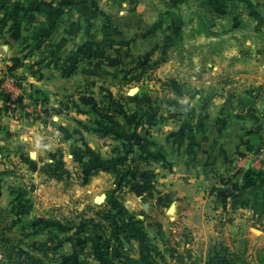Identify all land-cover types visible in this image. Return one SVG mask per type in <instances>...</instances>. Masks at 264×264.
<instances>
[{
	"label": "rangeland",
	"instance_id": "rangeland-1",
	"mask_svg": "<svg viewBox=\"0 0 264 264\" xmlns=\"http://www.w3.org/2000/svg\"><path fill=\"white\" fill-rule=\"evenodd\" d=\"M6 1L4 46L29 64L47 59L62 72L90 71L58 109L92 124L113 161L114 189L95 205L77 191L88 180L76 183L67 169L40 164L22 145L0 146V264H264V188L243 179L253 181L255 168L228 175L231 204L190 227L169 211L170 192L148 196L152 175L144 178L147 190L128 176L118 190L111 170L130 162L132 140L118 132L130 114L202 128L224 98L243 117L264 92L253 84L260 57L250 52L264 47V0H58L54 17L40 0ZM30 114L49 122L55 113ZM126 194L139 197L132 208L123 205Z\"/></svg>",
	"mask_w": 264,
	"mask_h": 264
},
{
	"label": "crops",
	"instance_id": "crops-1",
	"mask_svg": "<svg viewBox=\"0 0 264 264\" xmlns=\"http://www.w3.org/2000/svg\"><path fill=\"white\" fill-rule=\"evenodd\" d=\"M39 3V7L52 17L58 14V0H40ZM5 4H8L6 0H0V18L7 7ZM55 36L51 32L48 38L52 40ZM259 36L264 39V33ZM3 38L4 35H0V146L12 148L22 145L30 156L35 153L34 159L40 164L47 161L70 171L72 176L79 178H71L76 183L85 182L88 172L100 167L97 173L89 176L90 179L85 182L87 184H79L77 188L79 193L86 194L83 198L92 200L95 205L99 204L114 189L113 175L108 171L113 161L109 159L106 150L100 148L96 132L85 116L58 109L76 89L91 80L90 71L78 67L68 73L58 70L47 59L37 65L24 60L12 75L22 78L21 88L26 96L30 94L36 98H46L42 106V102H38L36 107L33 105L34 108L47 107L55 114L48 118L49 122L33 118L34 115L30 114L32 108L28 109L31 110L29 117L17 108L10 114L3 108L2 89L18 94L19 91L2 79V69L11 63V57L17 55L16 51L4 46ZM250 52L260 57L257 65H253L254 73L258 72L253 74V84L264 87V47L250 49ZM53 53L51 51L46 57L53 56ZM215 103L217 107L207 113L202 128L156 125L148 129L142 125L137 126L138 117L133 114L127 117L124 115L126 118L118 124L120 136L132 140L129 150L134 169L128 175L130 180L142 183L147 174L152 175L151 184L154 189L147 193L148 196L154 201L157 190L170 192L174 202L171 214L184 219L185 225L189 227L203 225L206 215H218L223 206L231 204L234 187L225 185L223 181L230 175L234 159L254 160L247 165L246 173L249 174L255 168L258 176L253 181L247 179V176L243 179L247 180V184L260 183L264 188V92L246 109L242 118H238L235 108L224 98ZM256 149L258 151L253 158ZM236 178L241 179L239 176ZM124 199L123 205L128 209L135 205L139 197L126 194ZM238 210L248 211L240 207ZM193 219H196L195 223ZM229 227V223H226L225 232Z\"/></svg>",
	"mask_w": 264,
	"mask_h": 264
},
{
	"label": "trees",
	"instance_id": "trees-1",
	"mask_svg": "<svg viewBox=\"0 0 264 264\" xmlns=\"http://www.w3.org/2000/svg\"><path fill=\"white\" fill-rule=\"evenodd\" d=\"M10 61H11V63L6 66V70L8 71V73H10L12 75V72L23 63V60H21V58L18 57V56H13V57H11V60ZM21 80H22V78L16 77V81H17V85L18 86H21L22 85L21 84ZM0 83H1V79H0ZM80 91H82V90H80ZM27 96L30 98V100L32 101V104H34V105L38 104V102L39 103L42 102L41 105L46 102V98H42V99L41 98H36V97H34V96L30 95V94H28ZM2 98L6 100L7 99V96L5 94H2ZM16 101L19 103V105L21 107H23L21 97H18L16 99ZM3 108L6 110L8 108V106L7 105H4ZM41 111L43 113L47 114L48 111H49V109L43 107L41 109ZM28 115H29V113H25V116H28ZM159 120H161V117H156L155 115L152 116V117H145V118L141 117L138 120L137 126L144 125V124L145 125H148V126L156 125ZM133 164H134V161H133V158H131L130 159V162L128 164H125L124 165L123 163H120L118 166H114L111 169L113 172H115L116 176L119 178V184L120 185H118V188H117L118 190H121L123 188V186L126 185V183L127 184H128V182L130 183V181H127L126 178L133 171V169H134L133 168L134 167ZM95 171H96L95 169H93V171L90 170L88 172V174H87V179L86 180H88V178L91 175V173H94ZM53 176L59 178L61 175H58V173H54ZM149 177L150 176H148V178ZM149 187H152V185L150 183H148V182H142L141 183V190H147V189H149ZM97 212L99 214H101V215L106 214V212L103 211L102 209L99 210V211H97ZM109 214H111V213H109ZM91 225L93 227H98L100 229V225L98 223H96V222L92 223ZM67 263H69V261H67L65 264H67Z\"/></svg>",
	"mask_w": 264,
	"mask_h": 264
},
{
	"label": "built area",
	"instance_id": "built-area-1",
	"mask_svg": "<svg viewBox=\"0 0 264 264\" xmlns=\"http://www.w3.org/2000/svg\"><path fill=\"white\" fill-rule=\"evenodd\" d=\"M7 65L9 64H6L4 68L2 69V77H3L2 79L11 83V85H13L15 89H18L19 94L16 92H6L2 89L3 94L7 96V99L3 100V106L7 105L8 109L10 108L9 110H6V112L13 114L17 108V109H21V111L24 112L25 114V113H29V111L31 110L28 111V109L32 108L33 111L31 113L35 114L37 112L39 113L38 115H42L41 108H34L33 107L34 104H32V101L26 96V93L22 90L21 86L17 85L16 77L8 73V71L6 70ZM18 97H21L23 107H21L19 103L16 101ZM263 143H264V139H263ZM262 155L263 154L261 153L260 156ZM251 162H253L252 159H249L248 161L247 160L242 161L241 159H234L232 161L233 169L230 175H234L236 173H241V172H246L247 165L250 164Z\"/></svg>",
	"mask_w": 264,
	"mask_h": 264
},
{
	"label": "water",
	"instance_id": "water-1",
	"mask_svg": "<svg viewBox=\"0 0 264 264\" xmlns=\"http://www.w3.org/2000/svg\"><path fill=\"white\" fill-rule=\"evenodd\" d=\"M257 151H258V149H256V150H255V153H254V155H253V158H255V157H256V153H257ZM173 208H174V206H173V205H171V206H170V208H169V211H172V210H173Z\"/></svg>",
	"mask_w": 264,
	"mask_h": 264
}]
</instances>
